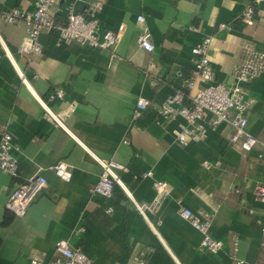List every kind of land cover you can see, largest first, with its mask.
<instances>
[{"label":"crops","instance_id":"0c3cea01","mask_svg":"<svg viewBox=\"0 0 264 264\" xmlns=\"http://www.w3.org/2000/svg\"><path fill=\"white\" fill-rule=\"evenodd\" d=\"M93 1L101 5L96 14L100 33L125 26L112 50L77 42L58 45L55 30L42 33V51L27 58L19 53L24 23L0 22V36L27 80L22 81L0 45V132L6 127L19 148L18 176L0 171V264H28L34 256L46 264L54 258L58 239L83 251L90 264H258L264 259V201L255 199L253 190L264 186V150L241 151L229 142L231 125H209L211 115L205 120L206 137L182 147L173 131L183 118L167 119L158 107L174 90L185 92L187 103L201 86L196 80L189 89L186 82L195 76L190 49L203 35L212 37L208 55L215 81L232 84L243 48L264 52V4H255L251 26L239 14L252 0L58 4L84 13ZM13 7L31 9L30 0H0L1 11ZM139 14L142 23L136 21ZM52 16L56 23L65 22L63 12ZM220 23L228 27L219 29ZM189 25L198 30H188ZM141 26L150 32L152 53L138 47ZM150 63L155 65V86L146 73ZM57 88L64 97L49 105L68 131L50 119L35 97L47 101ZM244 88L250 101L246 129L262 138L264 74ZM139 97L149 101L148 107L130 121ZM86 148L127 168L119 176L133 200L116 185L110 197L92 192L102 169ZM58 161L70 167L68 180L50 168ZM204 161L218 164L206 168ZM149 170L154 179L169 183V196H157L152 179L142 177ZM36 173L46 178V185L23 214H14L6 206L9 194ZM182 208L208 217L212 237L224 241L222 251L198 249L201 233L181 216Z\"/></svg>","mask_w":264,"mask_h":264},{"label":"built area","instance_id":"2783aa9c","mask_svg":"<svg viewBox=\"0 0 264 264\" xmlns=\"http://www.w3.org/2000/svg\"><path fill=\"white\" fill-rule=\"evenodd\" d=\"M30 4L31 9L27 10L17 7L4 11L0 10V22L8 24L16 22L24 23L25 36L19 47V53L27 58L34 53L42 51V45L39 40L42 33H50L56 30L58 33V45L77 42L92 47L112 50L125 31L124 24H120L116 28H106L101 33L99 32L96 14L101 5L98 1L88 4L84 13L75 12L69 5L59 7L58 0H30ZM255 4H264V0H252L251 3L243 6L239 14V19L246 26H251L255 22ZM53 11L63 12L65 22L62 24L56 23L52 16ZM136 21L142 23L144 21L143 15H137ZM227 27L228 25L225 23L218 24L219 29ZM187 29L191 31L198 30L194 25H189ZM211 40L212 37L210 35H203L190 49L195 76L186 82V86L192 89L195 86L196 80H198L201 86L197 89L196 93L189 97V101L186 103L185 92L174 90L160 103L158 112L167 119H173L177 116L183 118V123L173 131L175 141L182 147L206 137L207 126L205 120L208 115H211L209 125L216 126L222 122H227L231 125L233 131L229 137V142L237 145L241 151L248 152L255 146H260L264 150V137L258 138L246 129L250 101L246 97V90L244 88V84L252 78L264 74V52L252 46L243 48L240 59L233 67L232 75L234 81L232 84L226 85L214 79L215 71L208 55ZM137 44L139 48L148 53L154 51L150 32L144 26H141L138 32ZM0 45L3 52L13 62L22 81L27 84L24 73L17 66L1 36ZM149 68L151 71H146L149 77V84L155 86L157 84V80L153 75L155 65L150 63ZM35 97L50 119L61 128L67 130L63 117L55 113L49 105V101L62 99L64 91L60 88L55 89L49 93L47 101L36 94ZM148 104L149 101L146 98L139 97L135 102L130 121L140 118L143 111L148 107ZM13 139L12 133L4 127L0 132V171L16 177L19 173V159L17 156L19 148ZM123 142L127 143L128 141L124 139ZM86 150L102 169L97 182L91 189L92 192L110 197L116 185L133 200L129 190L119 176V171L126 170L127 168L115 160L103 159L97 156L88 148ZM217 164V162H203L206 168ZM50 168L62 180H68L71 176L70 167L63 161L54 163ZM142 177L152 179V186L157 196H169V183L166 180L154 179L153 172L150 170L144 172ZM46 182V178L41 173H36L29 177L24 183L11 191L6 202L7 208L14 214H23L29 203L42 191ZM253 197L264 201V186L255 188L253 190ZM136 206L143 213L142 208L137 204ZM180 214L201 233L202 237L198 245V249L201 252L216 254L223 250L224 241L211 235V223L208 217L203 214H196L189 208H182ZM261 235L262 246L264 247V225L261 227ZM235 244L234 241L233 245ZM236 261L238 264H243L242 260ZM28 264L44 263L40 257L34 256L30 258ZM46 264H90V259L80 249L72 248L67 240L58 239L54 243V258ZM258 264H264V259Z\"/></svg>","mask_w":264,"mask_h":264}]
</instances>
